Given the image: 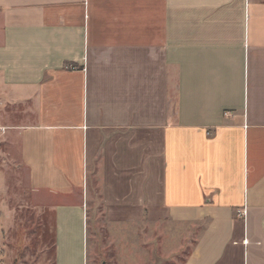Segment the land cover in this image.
<instances>
[{
	"label": "crops",
	"instance_id": "crops-1",
	"mask_svg": "<svg viewBox=\"0 0 264 264\" xmlns=\"http://www.w3.org/2000/svg\"><path fill=\"white\" fill-rule=\"evenodd\" d=\"M23 104L55 264L101 206L203 223L183 264H264V0H0L1 121Z\"/></svg>",
	"mask_w": 264,
	"mask_h": 264
},
{
	"label": "rangeland",
	"instance_id": "rangeland-1",
	"mask_svg": "<svg viewBox=\"0 0 264 264\" xmlns=\"http://www.w3.org/2000/svg\"><path fill=\"white\" fill-rule=\"evenodd\" d=\"M25 106L11 107V120L0 117V264H55L58 197L31 181L20 135L8 126L19 121L18 109ZM130 210L117 223L102 206L87 209V264H183L203 231L201 222L174 221L166 214L151 219L148 209L144 216L139 209Z\"/></svg>",
	"mask_w": 264,
	"mask_h": 264
},
{
	"label": "built area",
	"instance_id": "built-area-1",
	"mask_svg": "<svg viewBox=\"0 0 264 264\" xmlns=\"http://www.w3.org/2000/svg\"><path fill=\"white\" fill-rule=\"evenodd\" d=\"M247 213L246 209H243V211H241V214L245 215Z\"/></svg>",
	"mask_w": 264,
	"mask_h": 264
}]
</instances>
